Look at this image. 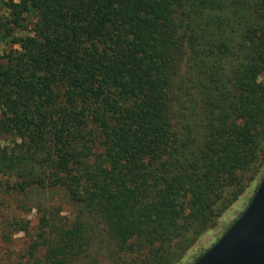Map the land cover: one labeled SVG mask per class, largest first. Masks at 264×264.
I'll use <instances>...</instances> for the list:
<instances>
[{"label":"trees","instance_id":"obj_1","mask_svg":"<svg viewBox=\"0 0 264 264\" xmlns=\"http://www.w3.org/2000/svg\"><path fill=\"white\" fill-rule=\"evenodd\" d=\"M1 9L0 189L62 192L78 215L68 229L43 218L44 264L75 261L94 227L115 263H176L252 186L254 195L264 0Z\"/></svg>","mask_w":264,"mask_h":264},{"label":"rangeland","instance_id":"obj_2","mask_svg":"<svg viewBox=\"0 0 264 264\" xmlns=\"http://www.w3.org/2000/svg\"><path fill=\"white\" fill-rule=\"evenodd\" d=\"M5 1L7 0H0V14L3 13L1 3ZM7 48L8 45L2 42L0 53ZM258 81L264 83V73ZM0 181L5 182L6 178L0 176ZM253 191L252 186L222 215L215 229L204 233L178 262L172 264H191L195 257L214 244L221 232L244 211ZM44 217L51 224L56 223V229H68L78 215L76 207L62 192L30 191L18 194L0 189V264H33L29 251L34 243L38 246L33 258L44 264L46 252L41 243L50 231V228L44 227ZM89 230L92 236L89 246L70 264H121L109 258L110 250L97 234V229L94 227Z\"/></svg>","mask_w":264,"mask_h":264},{"label":"water","instance_id":"obj_3","mask_svg":"<svg viewBox=\"0 0 264 264\" xmlns=\"http://www.w3.org/2000/svg\"><path fill=\"white\" fill-rule=\"evenodd\" d=\"M193 264H264V176L241 216Z\"/></svg>","mask_w":264,"mask_h":264}]
</instances>
